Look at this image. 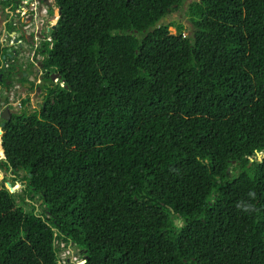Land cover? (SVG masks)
<instances>
[{
  "label": "trees",
  "instance_id": "trees-1",
  "mask_svg": "<svg viewBox=\"0 0 264 264\" xmlns=\"http://www.w3.org/2000/svg\"><path fill=\"white\" fill-rule=\"evenodd\" d=\"M181 3L55 0L64 83L0 121L42 211L0 181V264H264V0H199L189 36L159 23Z\"/></svg>",
  "mask_w": 264,
  "mask_h": 264
},
{
  "label": "flooded vegetation",
  "instance_id": "flooded-vegetation-1",
  "mask_svg": "<svg viewBox=\"0 0 264 264\" xmlns=\"http://www.w3.org/2000/svg\"><path fill=\"white\" fill-rule=\"evenodd\" d=\"M55 8V0H0V80L4 73L8 85L0 84V88L5 92L15 81L27 87L35 82L43 89L48 72L44 58L56 24Z\"/></svg>",
  "mask_w": 264,
  "mask_h": 264
},
{
  "label": "rangeland",
  "instance_id": "rangeland-1",
  "mask_svg": "<svg viewBox=\"0 0 264 264\" xmlns=\"http://www.w3.org/2000/svg\"><path fill=\"white\" fill-rule=\"evenodd\" d=\"M199 2V0H182L181 5L175 11L171 12L167 16H165L159 23L168 24L169 33L175 34L177 32L176 25H182V33L183 36H189L193 29L194 25L188 13L189 5ZM58 8L54 9V23H56L58 19ZM45 76H50V72H45ZM57 77L52 80V84L55 85H63V82ZM33 82L32 87H27V85H23V83L14 82L10 88V91L5 92L3 87L0 88V108L5 109L8 108L9 112H38L41 103L43 101L45 90L40 87H36ZM48 85H51L50 82H46ZM15 84H18L16 87ZM8 99V103H5L4 99ZM2 118H0L1 121ZM264 155V150L256 154L257 158H260ZM230 174L235 173V170L229 169ZM25 176V172L22 170H14L12 168H2L0 165V181L4 184V186L9 189L14 196V199L18 205H20L25 211H30L32 206L36 207V211H42V205L39 199V196L35 194L32 200H28L26 195L23 192L24 182L22 178ZM9 183V184H8ZM55 247L58 249V264H79L81 262L82 254L79 249L74 246V244H65L60 241H56ZM75 258V259H74Z\"/></svg>",
  "mask_w": 264,
  "mask_h": 264
},
{
  "label": "water",
  "instance_id": "water-1",
  "mask_svg": "<svg viewBox=\"0 0 264 264\" xmlns=\"http://www.w3.org/2000/svg\"><path fill=\"white\" fill-rule=\"evenodd\" d=\"M58 15H60L59 8H58ZM49 77H50L51 80H53L55 77H57L58 79H60V74L58 72H52ZM62 82L64 83V80H62ZM10 115L11 114H10L8 108L3 109L2 112H1V117L4 120H8L10 118ZM174 222H175V224H178V219H175ZM84 262H85V258L82 259L81 262H79V264H83Z\"/></svg>",
  "mask_w": 264,
  "mask_h": 264
},
{
  "label": "built area",
  "instance_id": "built-area-1",
  "mask_svg": "<svg viewBox=\"0 0 264 264\" xmlns=\"http://www.w3.org/2000/svg\"><path fill=\"white\" fill-rule=\"evenodd\" d=\"M57 81H58V78L56 79V82H57ZM2 110H3V109L0 108V118H2V117H1V112H2ZM74 259H75V258H74Z\"/></svg>",
  "mask_w": 264,
  "mask_h": 264
}]
</instances>
